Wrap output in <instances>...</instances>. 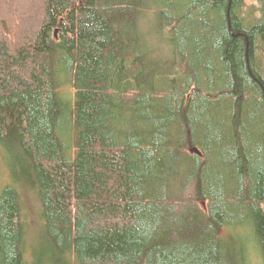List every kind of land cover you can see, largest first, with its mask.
I'll return each instance as SVG.
<instances>
[{
    "label": "trees",
    "instance_id": "obj_1",
    "mask_svg": "<svg viewBox=\"0 0 264 264\" xmlns=\"http://www.w3.org/2000/svg\"><path fill=\"white\" fill-rule=\"evenodd\" d=\"M0 150V264H264V0H0Z\"/></svg>",
    "mask_w": 264,
    "mask_h": 264
},
{
    "label": "rangeland",
    "instance_id": "obj_2",
    "mask_svg": "<svg viewBox=\"0 0 264 264\" xmlns=\"http://www.w3.org/2000/svg\"><path fill=\"white\" fill-rule=\"evenodd\" d=\"M250 2L253 3L254 0H250ZM157 27H158V23L156 20H154V17L149 14L146 15L145 25H144V32H145L144 37L146 39L145 40L146 44H150L151 46H157L159 51L158 52L154 51L156 54H153V56L162 62L167 58L166 54L167 52H170V50L168 51V49L166 48L164 44V39L161 37V35L158 34ZM54 36H56V34ZM62 91H63V94L65 95H69V96L71 95V90L68 87H64ZM3 154L0 150V190H2L1 187L4 184H7V183H8L7 185L12 184V179L10 178V175H9L12 171L9 165V159L6 157V160H5ZM8 178L10 179V181ZM23 200L25 201L23 204V209H22L23 216L28 226L29 235L31 237L32 235L35 234V230H36L34 229V227L31 228L30 226H32L33 223L36 222L38 205L35 202V197L33 196L32 192L23 193ZM238 233L244 234V236H246V233L244 232L241 233L240 231H238Z\"/></svg>",
    "mask_w": 264,
    "mask_h": 264
},
{
    "label": "water",
    "instance_id": "obj_3",
    "mask_svg": "<svg viewBox=\"0 0 264 264\" xmlns=\"http://www.w3.org/2000/svg\"><path fill=\"white\" fill-rule=\"evenodd\" d=\"M56 34V33H55ZM194 90L192 89L191 91H190V93H192ZM189 97H190V94L187 96V100L189 99Z\"/></svg>",
    "mask_w": 264,
    "mask_h": 264
}]
</instances>
